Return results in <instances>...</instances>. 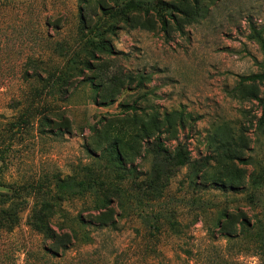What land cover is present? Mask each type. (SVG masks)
<instances>
[{
    "label": "rangeland",
    "instance_id": "374dc122",
    "mask_svg": "<svg viewBox=\"0 0 264 264\" xmlns=\"http://www.w3.org/2000/svg\"><path fill=\"white\" fill-rule=\"evenodd\" d=\"M128 1L0 0V190L99 180L60 202L94 241L73 245L70 264H264V85L241 82L262 72L264 0H146L172 11L168 33ZM158 136L188 163L161 156L154 170ZM108 199L116 231L92 216ZM141 210L171 216L176 234L151 236ZM222 213L252 231L226 237Z\"/></svg>",
    "mask_w": 264,
    "mask_h": 264
},
{
    "label": "trees",
    "instance_id": "16d2710c",
    "mask_svg": "<svg viewBox=\"0 0 264 264\" xmlns=\"http://www.w3.org/2000/svg\"><path fill=\"white\" fill-rule=\"evenodd\" d=\"M125 10L140 9L148 13L149 10H154L159 20H161L162 29L165 33H168L167 18L172 17V11L169 7H163L159 2H151L146 0H129L124 4ZM254 38L258 42L262 51L263 60L261 62L262 72L251 74L241 78L242 83H260L264 85V38L261 34L254 35ZM60 89H57V91ZM258 99L259 103L264 109V94L262 98ZM264 120L263 118L261 119ZM23 121V120H21ZM21 121L13 125L21 131ZM167 121H171L168 117ZM263 123V122H262ZM149 152L156 158L163 156L164 163L171 165L172 167L184 166L188 163V155L183 151V147L176 148L174 155L168 154L162 148L160 137L155 138L154 142L150 145ZM242 161V160H241ZM158 162L154 163V170L157 168ZM157 174L149 177L147 182L141 186L155 187ZM194 178L197 180V175L191 176L193 183ZM193 179V180H192ZM99 180L87 181L77 180L69 178L65 181H59L54 187H50L46 190L43 186H26L22 189H11L9 191L0 190V234L6 236V240L0 242V264H19L20 255L23 253V264H70L69 261L63 262L67 253L71 250L76 243L91 244L93 238L90 236L89 230H77L75 225L80 229H85L86 222L81 215L72 216L67 211L60 208L61 200H74L77 197H85L88 194L96 193V185ZM135 185L139 188L140 184ZM254 185H257V181H254ZM1 186V185H0ZM124 190L121 187H117L115 190V196L120 197L124 194ZM33 199L35 202L29 209L25 226L27 233L24 234V238L19 240L16 237L17 231L22 226V215L26 209V205L29 200ZM112 199L106 200V205L96 204L94 206L92 214L93 218L97 220V228L103 229L108 226V229L116 231L117 224L115 221L106 222V217L112 212L107 208L111 204ZM25 203V204H24ZM60 214L64 217L62 224H59L57 229L52 226L53 219L56 215ZM138 215L148 226V230L151 236H161L164 231H171L176 234L175 226L177 222L171 220V216H166L160 213V211H147L141 210ZM226 223L218 221L217 228L226 237L236 239L237 237L244 235L247 232L252 231L251 225L243 216L239 219L237 225L234 224V216L229 217L227 214L222 213ZM168 221L165 223V221ZM167 226V227H166ZM169 226V228H168ZM257 237H261L260 246L264 248V240L262 235L258 232ZM40 239V243L39 240ZM87 262V261H86ZM88 264V263H86ZM92 264V263H91Z\"/></svg>",
    "mask_w": 264,
    "mask_h": 264
}]
</instances>
